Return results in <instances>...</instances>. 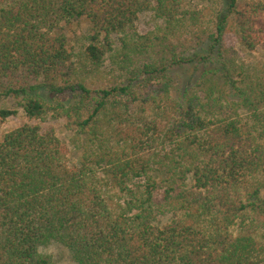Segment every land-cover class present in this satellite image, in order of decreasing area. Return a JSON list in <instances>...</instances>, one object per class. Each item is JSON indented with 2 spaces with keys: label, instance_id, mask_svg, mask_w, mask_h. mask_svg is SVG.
<instances>
[{
  "label": "trees",
  "instance_id": "1",
  "mask_svg": "<svg viewBox=\"0 0 264 264\" xmlns=\"http://www.w3.org/2000/svg\"><path fill=\"white\" fill-rule=\"evenodd\" d=\"M238 1L0 0V128L28 121L0 137V264H54L51 244L75 264H264V65L238 58L264 0Z\"/></svg>",
  "mask_w": 264,
  "mask_h": 264
},
{
  "label": "rangeland",
  "instance_id": "2",
  "mask_svg": "<svg viewBox=\"0 0 264 264\" xmlns=\"http://www.w3.org/2000/svg\"><path fill=\"white\" fill-rule=\"evenodd\" d=\"M191 2V6L197 7V8H201V4H199L198 0H189ZM249 0H239L238 1V5H244L245 2H247ZM204 5V4H203ZM212 7H214V9L216 10L215 12H217L220 7L218 5H212ZM155 23L152 19L151 14H144L140 17V21L138 23V25L136 26L135 31L138 34H145L146 32L152 31L154 29ZM65 33L68 37L69 40V45L73 48V51L75 53H80L83 51V48L87 45V38L89 37L90 34V27L89 25L84 22V21H80L79 23H74L71 24L69 26H67L65 28ZM119 36H112V40L114 42V50L112 53H117L121 50V47L119 45V43L117 42ZM203 51V50H202ZM239 52V51H238ZM239 56L241 58H244V61L246 64H258V65H264V43H262L260 46L257 47V49L251 53V54H243V53H238V58ZM195 61L193 63H191L190 65L186 66V67H180L177 69L172 70V75H174L177 80L176 82L179 83L181 88H184V86H189L190 83L192 82V79H194V77L197 74V67L199 66L197 63L196 58H193ZM239 61V59H238ZM116 67V65H111V60L110 57H107L106 61L103 64V67L101 69V74L103 76V81H110V82H114L117 81L118 83H121L123 80V76L121 75L120 72L116 71V70H111V68ZM118 76H120L122 79H120ZM189 82L188 85H186V83ZM98 87L100 86V84L97 85ZM50 100V99H49ZM50 103H53V100L49 101ZM64 103H68V100L63 101ZM1 107H5V108H15L16 106L14 104L13 101H0V108ZM27 123L28 121L23 117V115L21 114V112H18L17 115L13 118H10L9 120H7L0 128V137L2 136V134H4L5 132H8L10 130H13L17 127H19L20 125H23L24 123ZM55 129V133L63 140H68L71 139L73 137V135L71 133L65 134L63 133L60 128L59 125H53ZM69 150L71 151V156L72 157H77L81 151L75 149V147H73L70 144H67ZM45 254H47L48 256H50V258L52 259L54 264H75V262L73 261L70 252L65 249L64 247H62L59 244H51L46 248H43L42 250Z\"/></svg>",
  "mask_w": 264,
  "mask_h": 264
}]
</instances>
